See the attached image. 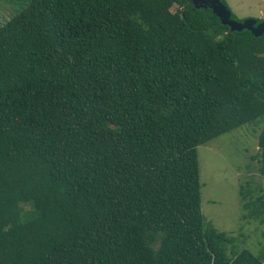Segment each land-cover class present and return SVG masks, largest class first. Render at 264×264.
<instances>
[{
    "label": "trees",
    "instance_id": "trees-1",
    "mask_svg": "<svg viewBox=\"0 0 264 264\" xmlns=\"http://www.w3.org/2000/svg\"><path fill=\"white\" fill-rule=\"evenodd\" d=\"M28 1L0 26V264H264L205 222L197 156L264 120V34L189 0Z\"/></svg>",
    "mask_w": 264,
    "mask_h": 264
},
{
    "label": "rangeland",
    "instance_id": "rangeland-1",
    "mask_svg": "<svg viewBox=\"0 0 264 264\" xmlns=\"http://www.w3.org/2000/svg\"><path fill=\"white\" fill-rule=\"evenodd\" d=\"M224 1L234 20L264 21V0ZM28 4L0 0V26ZM263 124L261 119L247 123L197 147L201 211L206 223L230 239L224 245L230 258L242 250L264 251V214H256L257 204L264 201V176L256 157Z\"/></svg>",
    "mask_w": 264,
    "mask_h": 264
},
{
    "label": "water",
    "instance_id": "water-1",
    "mask_svg": "<svg viewBox=\"0 0 264 264\" xmlns=\"http://www.w3.org/2000/svg\"><path fill=\"white\" fill-rule=\"evenodd\" d=\"M196 8H209L211 12L219 19L222 25L229 27L230 31L248 30L254 36L258 37L264 34V21L257 22L254 19L236 21L231 19V11L227 5L220 0H189Z\"/></svg>",
    "mask_w": 264,
    "mask_h": 264
}]
</instances>
